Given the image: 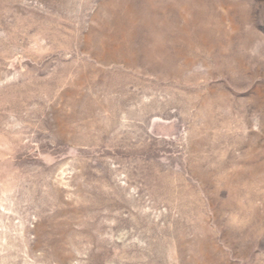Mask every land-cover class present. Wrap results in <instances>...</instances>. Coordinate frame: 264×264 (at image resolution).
I'll list each match as a JSON object with an SVG mask.
<instances>
[{"label":"rangeland","instance_id":"obj_1","mask_svg":"<svg viewBox=\"0 0 264 264\" xmlns=\"http://www.w3.org/2000/svg\"><path fill=\"white\" fill-rule=\"evenodd\" d=\"M0 264H264V0H0Z\"/></svg>","mask_w":264,"mask_h":264}]
</instances>
